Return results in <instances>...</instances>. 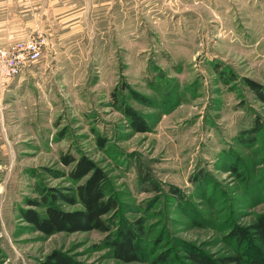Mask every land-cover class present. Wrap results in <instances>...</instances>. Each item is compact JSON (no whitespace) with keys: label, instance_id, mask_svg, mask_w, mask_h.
<instances>
[{"label":"rangeland","instance_id":"obj_1","mask_svg":"<svg viewBox=\"0 0 264 264\" xmlns=\"http://www.w3.org/2000/svg\"><path fill=\"white\" fill-rule=\"evenodd\" d=\"M30 36L40 57L0 78V264L250 256L226 234L264 213V103L244 81L264 84V0H0V50ZM62 153L104 172L110 233L44 235L19 217L26 198L72 192ZM137 220L144 259L125 262L108 240Z\"/></svg>","mask_w":264,"mask_h":264},{"label":"trees","instance_id":"obj_2","mask_svg":"<svg viewBox=\"0 0 264 264\" xmlns=\"http://www.w3.org/2000/svg\"><path fill=\"white\" fill-rule=\"evenodd\" d=\"M244 81L255 97L264 103V84L247 78H244ZM135 97L138 98V95L135 94ZM124 113L133 130H147L145 122L134 111L126 109ZM59 161L63 165H71L67 172L58 173L74 185L73 189L68 188L72 189V192L58 190L55 194L49 195L47 190H44L41 202L26 198L25 205L27 208L19 209V217L44 235L55 232L89 230L110 233V224L107 218L103 216L114 211L117 208V203L107 192L104 172L84 155L74 158L69 153H62L59 156ZM54 199H59L69 205L77 203L79 208L64 210L54 204ZM40 203L44 208L42 214L33 208L40 206ZM121 225L116 226L115 231L111 232L112 238L108 240V246L111 248L113 255L125 262L143 260L144 255L137 251L135 245L136 237L142 233L140 220H137V224L131 226L128 224L126 226ZM226 235L234 239L236 247L240 245L241 241H246V245L252 251L249 254L250 256L244 257L241 252L235 250L232 255L217 259L216 261L219 264H264V213L258 214L255 220L245 227H230ZM225 239L227 238L225 237ZM185 251L187 253L186 257H189L187 261L189 264H214L215 260H211L203 252L195 251L193 248H185ZM152 261L159 264H169L171 262L162 254L153 258ZM42 264H75V262L61 251L53 250L47 254Z\"/></svg>","mask_w":264,"mask_h":264},{"label":"built area","instance_id":"obj_3","mask_svg":"<svg viewBox=\"0 0 264 264\" xmlns=\"http://www.w3.org/2000/svg\"><path fill=\"white\" fill-rule=\"evenodd\" d=\"M41 47L42 39L30 36L0 50V78H11L34 63L40 57Z\"/></svg>","mask_w":264,"mask_h":264}]
</instances>
